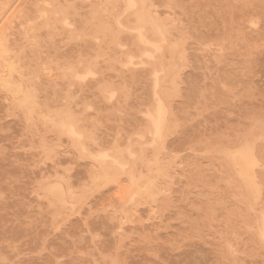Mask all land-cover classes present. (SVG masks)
Masks as SVG:
<instances>
[{
  "label": "rangeland",
  "instance_id": "374dc122",
  "mask_svg": "<svg viewBox=\"0 0 264 264\" xmlns=\"http://www.w3.org/2000/svg\"><path fill=\"white\" fill-rule=\"evenodd\" d=\"M102 1L0 0V264H264V0Z\"/></svg>",
  "mask_w": 264,
  "mask_h": 264
},
{
  "label": "bare ground",
  "instance_id": "6f19581e",
  "mask_svg": "<svg viewBox=\"0 0 264 264\" xmlns=\"http://www.w3.org/2000/svg\"><path fill=\"white\" fill-rule=\"evenodd\" d=\"M101 1H102V0H101ZM107 1H109V0H107ZM119 1H121V0H119ZM143 1H146V0H143ZM105 2H106V0H105ZM105 2H104V3H105ZM128 2H129V3H132V2H130V0H129ZM146 2H147V1H146ZM148 2H150V0H148ZM4 3H5V2H4ZM9 3H10V2H9ZM100 3H103V1L100 2ZM122 3L125 4V2H123V0H122ZM129 3H128V4H129ZM133 3H134V1H133ZM135 3H136V2H135ZM144 3H145V2H144ZM124 4H123L124 7L122 6V8L125 9L126 6H125ZM142 4H143V3H142ZM148 4H149V3H148ZM6 5H7V4H6ZM9 5H10V4H9ZM9 5H8V7H9ZM11 5H12V4H11ZM69 5H71V4H69ZM95 5H96V4H95ZM108 5H109V3H108L107 5L105 4L104 6H108ZM118 5H119V4H118ZM121 5H122V4H121ZM151 5H152V4H151ZM169 5H170V4H168V6H169ZM67 6H68V4H67ZM109 6H110V5H109ZM114 6H115V5H114ZM133 6H134V5H133ZM146 6H147V4H146ZM148 6H149V5H148ZM171 6H172V5H171ZM68 7H69V6H68ZM128 7H129V6H128ZM131 7H132V4H131ZM172 7H173V6H172ZM172 7H171V8H172ZM4 8L7 9L6 7L3 6V7H2V10H4ZM55 8H56V7H55ZM57 8H59V7H57ZM62 8H64V7H62ZM70 8H71V7H70ZM70 8H69V10H71ZM72 8H73V7H72ZM98 8H100V7H98ZM102 8H103V6L101 7V10H103ZM113 8H114V7H112V9H113ZM118 8H119V6H118ZM133 8H135V7H133ZM147 8H149V7H147ZM147 8H146V9H147ZM12 9H13V8H12ZM65 9H66L65 12H67V8H66V7H65ZM105 9H106V8H105ZM127 9H128V8H127ZM131 9H132V8H131ZM136 9H137V7H136ZM143 9H144V11H146V12H147V10H148V9L145 10V8H143ZM152 9H154V7L151 8V10H152ZM0 10H1V9H0ZM57 10H58V9H57ZM97 10H99V9H97ZM97 10H96V11H97ZM110 10H111V9H110ZM151 10H148V11L151 12ZM4 11H5V10H4ZM60 11H61V10H60ZM60 11H59V12H60ZM103 11H104V10H103ZM106 11H109V9L107 8ZM106 11H105L104 13H106ZM120 11H121V10H120ZM153 11H154V10H153ZM0 12H3V11H0ZM59 12H58V13H59ZM113 12H114V11H113ZM113 12H112V10H111L110 15H112ZM122 12H124V10H122ZM133 12H134V11H133ZM136 12H137V11H136ZM150 12H149L150 15H151V13L153 14V12H151V13H150ZM154 12L156 13V10H155ZM48 13H50V11H49ZM48 13H47V14H48ZM90 13H91V12H90ZM92 13L95 14V13H98V12H95V11H94V12H92ZM131 13H132V12H131ZM134 13H135V12H134ZM155 13L153 14V15L155 16L154 18H156V16H157L156 20L159 19V21H160L161 19L158 17L157 14L155 15ZM47 14H46V15H47ZM67 14H68V13H67ZM94 14H93V17H92L93 20H94ZM101 14H102V13H101ZM107 14H109V13L107 12ZM107 14H105V16H106ZM119 14H120V13H119ZM129 14H130V13H129ZM141 14H142V13H141ZM143 14H144V13H143ZM95 15H96V14H95ZM102 15H104V14H102ZM116 15H118V13H117ZM138 15H139V14H138ZM138 15H137V18H138V19L141 18V15H140V17H138ZM41 16H42V15H41ZM48 16H50V15H48ZM96 16H97V15H96ZM96 16H95V17H96ZM99 16H101V15L99 14ZM105 16H104V17H105ZM131 16H133V15L130 14V17H131ZM148 16H149V15H148ZM151 16H152V15H151ZM43 17H44L43 19H45L46 16H43ZM68 17H69V16H68ZM68 17H67V18H68ZM110 17H113V16H109V18H110ZM114 17H121V15H120V16H114ZM127 17H128V15H127ZM127 17H126V18H127ZM134 17L136 18V14H135ZM142 17H143V16H142ZM152 17H153V16H152ZM132 18H133V17H132ZM137 18H136V19H137ZM154 18H153V20H154ZM53 19H55V18H53ZM61 19L63 20V18H61ZM104 19H105V18H104ZM107 19H108V18H107ZM114 19H115V18H114ZM118 19H119V18H118ZM130 19H131V18H130ZM138 19H137V20H138ZM142 19H143V18H142ZM142 19L140 20V22L142 21ZM49 20H50V19H49ZM100 20H101V19H100ZM122 20H123V19H122ZM122 20H121V23H120V22H118V23H119V24H123L124 22H122ZM125 20H128V18L125 19ZM125 20H124V21H125ZM134 20H135V19H134ZM134 20H133V21H134ZM144 20H145V19H144ZM59 21H60V20H59ZM68 21H69V20H68ZM109 21H111V20L109 19ZM133 21H132V22H133ZM164 21H165V20H164ZM164 21H163V22H164ZM49 22H50V21H49ZM87 22H88V21H86L85 23L88 24V25L90 26L91 24H90V23H87ZM92 22H93V21H91V23H92ZM96 22H98V21H96ZM101 22H102V21H101ZM101 22H99V23L103 26L104 24L101 23ZM125 22H126V24H129V23H130V22H128V21H125ZM127 22H128V23H127ZM136 22H137V21H136ZM138 22H139V20H138ZM160 22H162V21H160ZM165 22H167V21H165ZM165 22H164V23H165ZM57 23H58V22H57ZM64 23H65V22H64ZM67 23H68V22H67ZM70 23H71V22H70ZM70 23H69V24H70ZM114 23H115V21H114ZM148 23H149V22H147V24H148ZM167 23H168V22H167ZM93 24H94V23H93ZM95 24H96V23H95ZM95 24H94V25H95ZM100 24H99V28H100V26H101ZM110 24L112 25V22H110ZM110 24H107V25L111 26ZM130 24H131V23H130ZM130 24H129V25H130ZM138 24H139V23H137V25H138ZM142 24H143V26L146 25V24H144V22H142ZM150 24H151V23H150ZM150 24H148V25H150ZM153 24H154V23L152 22L151 25L153 26ZM0 25H1V24H0ZM53 25H55V24H53ZM58 25H59V24H58ZM58 25H57V26H58ZM94 25L92 26L93 29H94ZM131 25H132V28H133V26H135L136 24H135V25L131 24ZM131 25H130V26H131ZM148 25H146V27H148ZM151 25H150V26H151ZM252 25H254V24H252ZM57 26L55 25L54 28H55V27L57 28ZM95 26H96L95 28H97L98 24L95 25ZM104 26L106 27V25H104ZM104 26H103V27H104ZM119 26H120V25H119ZM124 26H125V25H124ZM127 26H128V25H127ZM152 26H151V27H152ZM66 27H67V26H66ZM103 27H102V28H103ZM105 27H104L103 31L101 30V28L99 29L100 33H96V32L94 31V33H96V34H94V35L96 36V35L98 34L97 36H99V34H101L102 32H105ZM113 27H114V26H113ZM113 27H112V28H113ZM115 27H116V26H115ZM128 27H129V26H128ZM128 27H127V28H128ZM136 27L138 28L139 26H135V29H137ZM154 27H155V26H154ZM163 27H165V26L163 25ZM70 28H71V27H70ZM106 28H108V26H107ZM120 28H121V27H120ZM122 28H123V27H122ZM132 28H131V29H132ZM143 28H145V27H143ZM165 28L167 29L168 27H165ZM165 28H164V30H165ZM169 28L171 29V27H169ZM169 28H168V29H169ZM50 29H51V30H50ZM50 29H49V30L52 31V27H51ZM57 29H58V28H57ZM71 29H73V28H71ZM108 29L110 30V33H111V31L113 30V29H110V28H108ZM141 29H142V28H141ZM152 29H153V28H152ZM154 29H155V28H154ZM154 29H153V31H152V30H149V29H147V30H149V31L152 32V33L154 32V33L156 34V32H158V31H154ZM49 30H48V31H49ZM60 30H62V29H60ZM106 30H107V29H106ZM117 30H118V28H117ZM117 30L115 29L116 32H117ZM119 30L121 31V29H119ZM119 30H118V32H119ZM125 30H126V26H125ZM128 30H129V29H128ZM58 31H59V29H58ZM63 31H64V30H63ZM68 31H69V32H68ZM68 31H67L68 34H69V33H70V34L72 33V32H70V30H68ZM101 31H102V32H101ZM122 31H124V30H122ZM140 31H141V30H140ZM143 31L146 32L145 29H144ZM165 31H166V30H165ZM169 31H170V30H169ZM172 31H173V30H172ZM56 32H57V30L55 31V33H56ZM106 32H109V31L107 30ZM106 32H105V33H106ZM124 32H125V31H124ZM127 32H128V31H127ZM127 32H125V33L127 34ZM132 32H134V31H132ZM135 32H136V31H135ZM163 32H164V31H163ZM105 33H104V34H105ZM110 33H109V34H110ZM113 33H114V32H112L111 35H112ZM121 33H122V32H121ZM137 33L139 34V32H137ZM141 33H142V32H141ZM147 33H148V32H147ZM147 33H146V34H147ZM152 33H148V35H149V34H152ZM160 33H161V31H160ZM168 33H171V34H172V32H168ZM168 33H167V34H168ZM70 34H69V35H70ZM115 34H116V33H115ZM117 34L119 35V37H124V38H125V36H123L122 34H121L122 36H120V32L117 33ZM123 34H124V33H123ZM135 34H136V33H135ZM142 34H145V33H142ZM142 34H141V35H142ZM164 34H165V32H164ZM164 34H163V35H164ZM167 34H166V35H167ZM1 35H2V34H1ZM83 35H84V34H82V36H83ZM85 35H86V33H85ZM87 35H88V34H87ZM89 35H90V36H91V35L94 36L93 34H89ZM111 35H109V36H111ZM124 35H125V34H124ZM133 35H134V34H133ZM133 35H131V36H133ZM148 35H147V38H148V37H149V38L152 37V36L150 37V36H148ZM156 35H157V34H156ZM163 35H161V36H163ZM70 36H71V37H72V36L74 37V35H72V34H71ZM90 36H88V37H90ZM92 36H91V37H92ZM101 36H103V34H102ZM113 36L115 37L114 34L112 35V37H113ZM131 36H130V37H131ZM139 36H140V34H139ZM154 36H155V35H153V38H154ZM157 36H158V35H157ZM161 36H160L159 38H161ZM164 36H165V35H164ZM167 36H168V35H167ZM73 37H72V38H73ZM83 37H84V36H83ZM105 37H106V36H105ZM105 37L103 36V39H104V40H105ZM112 37H111V38H112ZM119 37H117V38H119ZM32 38H33V37H32ZM74 38H75V37H74ZM99 38H100V37H99ZM108 38H109V37H108ZM140 38H141V37H140ZM145 38H146V37H145ZM164 38H165V37H163V39H164ZM33 39H34V38H33ZM114 39H115V38H114ZM114 39H113V40H114ZM119 39H120V38H119ZM121 39H122V38H121ZM127 39H128V41H129V40H131L132 38H131V39L127 38ZM136 39H137V38H136ZM155 39H158V38H155ZM100 40H101V38H100ZM132 40H133V39H132ZM140 40H141V39H140ZM143 40H144V39H143ZM146 40H147V39H146ZM91 41H92V40H91ZM102 41H103V40H102ZM106 41H107V39H106ZM111 41H112V40H111ZM116 41H118V40H116ZM116 41H115V42H116ZM119 41L121 42L122 40H119ZM123 41H124V40H123ZM150 41L153 42L154 40L150 39ZM98 42H99V41H98ZM109 42H110V41H109ZM131 42H132V41H131ZM134 42H135V41H133V43H131V44H130V43H128V44H129V45L135 44L134 46H136L137 44L134 43ZM136 42H137V41H136ZM141 42H142V41H141ZM154 42L157 43L158 41L155 40ZM159 42H160V40H159ZM159 42H158V43H159ZM167 42H168V41H167ZM167 42H166V44H167ZM8 43H9V42H8ZM107 43H108V42H107ZM113 43H114V41H113ZM121 43H122V42H121ZM137 43H138V42H137ZM147 43H148V41H147ZM149 43H150V42H149ZM158 43H157V44H158ZM160 43H161V42H160ZM168 43H169V42H168ZM94 44H95V43H94ZM108 44H109V43H108ZM122 44L124 45V43H122ZM142 44H143V42H142ZM166 44H165V45H166ZM169 44H170V43H169ZM172 44H173V43H172ZM172 44H171V45H172ZM177 44H178V43H177ZM0 45H1V44H0ZM103 45H105V44H103ZM123 45H122V46H123ZM125 45H127V44L125 43ZM125 45H124V46H125ZM129 45H128V48L131 47V46H129ZM138 45H139V44H138ZM144 45H145V44H144ZM149 45H150V44H149ZM151 45H152V44H151ZM173 45H174V44H173ZM178 45H179V44H178ZM111 46H112V43H111ZM134 46H132V47H134ZM154 46H155V45H154ZM161 46H162V45H161ZM161 46H160V48H161ZM166 46H167V45H166ZM109 47H110V44H109ZM113 47H114V46H113ZM136 47H137V46H136ZM140 47H142V46H140ZM149 47H150V46H149ZM156 47H158V46H156ZM156 47H154V48H156ZM170 47H171V46H170ZM174 47L176 48V45H175ZM98 48H99V47H97V48H95V49H98ZM105 48H106V45H105ZM105 48L103 47V50H104ZM121 48H122V47H121ZM137 48H138V47H137ZM160 48L158 47V49H160ZM163 48H164V46H163ZM171 48H172V47H171ZM171 48H170V50H171ZM100 49H101V48H100ZM106 49H107V48H106ZM110 49H111V47H110ZM110 49H108V51H109ZM114 49L116 50L115 47H114ZM125 49H126V48H125ZM129 49H130V48H129ZM131 49H132V48H131ZM135 49H136V48H135ZM147 49H148V48H147ZM165 49H166V47H165ZM98 50H99V49H98ZM98 50H95V51H98ZM112 50H113V49H112ZM115 50H114V51H115ZM133 50H134V49H133ZM133 50H132V52H134ZM139 50H140V48H139ZM141 50H142V49H141ZM145 50H146V48H145ZM151 50H152V49H151ZM151 50H150V52H151ZM167 50H169V48H168ZM9 51H10V50H9ZM9 51H8V52H9ZM126 51H128V49H127ZM136 51H137V50H136ZM165 51H166V50H165ZM171 51L173 52V48H172ZM3 52H4V51H3ZM3 52H2V53H3ZM10 52H11V51H10ZM101 52H102V51H101ZM103 52H104V51H103ZM111 52H113V51H111ZM115 52H116V51H115ZM128 52L130 53V50H129ZM128 52H127V54H128ZM141 52H142V51H140V54H141ZM143 52H144V51H143ZM160 52H161V51L159 50L158 53H160ZM162 52H163V51H162ZM162 52H161V53H162ZM167 52H168V51H167ZM167 52H166V54H167ZM0 53H1V52H0ZM119 53H121V52H119ZM134 53H135V52H134ZM147 53H148V51L146 50V55H147ZM5 54H6V52H5ZM103 54H104V53H103ZM111 54H112V53H111ZM114 54H115V53H114ZM114 54H112V55H114ZM117 54H118V51H117ZM122 54H123V52H122ZM127 54L125 53V54L123 55V57L126 56ZM132 54H133V53H130V55H132ZM135 54H137V53H135ZM148 54H150V53H148ZM151 54H152V53H151ZM151 54H150V55H151ZM153 54H154V53H153ZM155 54H157V53H155ZM170 54H171V53H170ZM7 55H8V54H7ZM11 55H13V54H11ZM96 55H97V52H96L95 56H96ZM104 55H105V54H104ZM112 55H111V56H112ZM141 55H142V54H141ZM141 55H139V56H141ZM158 55H159V54H158ZM163 55H164V54H163ZM171 55H172V54H171ZM181 55H183V53H181ZM98 56H99V53H98ZM111 56H110V57H111ZM115 56H116V55H115ZM120 56H121V54H120ZM120 56H119V57H120ZM137 56H138V55H137ZM169 56H170V55H169ZM100 57H102V56H100ZM141 57H142V56H141ZM145 57H146V56H145ZM153 57H154V55H153ZM170 57H171V56H170ZM172 57H173V55H172ZM172 57H171V58H172ZM180 57H181V56H180ZM183 57H184V56H183ZM5 58H6V57H5ZM7 58H8V57H7ZM11 58H12V57H11ZM111 58H114V57H111ZM116 58H118V57L116 56L115 59H116ZM126 58H127V56H126ZM164 58H165V55H164ZM173 58H174V57H173ZM96 59H98V57H97ZM135 59H137V57H135ZM150 59H152L151 56H150ZM156 59H157V57H156ZM166 59H167V58H166ZM166 59H165V60H166ZM20 60H21V59H20ZM127 60H128V59H127ZM131 60H132V63H133L134 60H133V59H131ZM140 60H141V59H140ZM153 60H154V59H153ZM167 60H168V59H167ZM167 60H166V61H167ZM169 60H170V59H169ZM169 60H168V61H169ZM9 61H10V60H9ZM12 61H14V60L12 59ZM112 61H113V60H112ZM119 61H120V60H119ZM119 61H116V62H119ZM125 61H126V59H125ZM142 61H143V59H142ZM142 61H141V62H142ZM150 61H151V60H150ZM171 61H173V59H172ZM5 62H6V61H5ZM7 62H8V61H7ZM14 62H15V61H14ZM96 62H97V60L95 61V63H96ZM137 62H139V61H137ZM141 62H140V63H141ZM143 62H146V60L143 61ZM147 62H148V61H147ZM1 63H2V62H1ZM20 63H21V62H20ZM120 63H121V62H120ZM123 63L125 64L124 61H123ZM130 63H131V62H130ZM135 63H136V62H135ZM165 63H166V62H165ZM167 63H168V62H167ZM11 64H12V63H11ZM96 64H97V63H96ZM138 64H139V63H137V65H138ZM150 64H152V63H150ZM150 64H148V66H149ZM13 65H14V64H13ZM13 65H11V66H13ZM16 65H17V64H16ZM129 65H130V64H128V66H129ZM139 65H140V64H139ZM143 65L145 66V64H143ZM156 65H158V67H159V63H156V62H155V67H156ZM164 65H165V64H164ZM164 65H163V66H164ZM4 66H5V65H4ZM86 66H87V65H86ZM133 66H134V65H133ZM135 66H136V65H135ZM165 66H167V65H165ZM170 66H171V64H170ZM14 67H15V66H14ZM172 67H173V66H172ZM172 67H171V68H172ZM0 68H1V67H0ZM3 68H4V67H3ZM6 68H8V67H6ZM15 68H16V67H15ZM92 68H93V67L91 66V69H92ZM164 68H165V67H164ZM10 69H11V68H10ZM71 69H73V68H71ZM84 69L86 70L85 66H84ZM84 69H83L82 71H84ZM91 69H90L89 72H91V74H92ZM95 69H96V68H95ZM149 69L151 70V68H149ZM156 69H157V67H156ZM160 69H161V68H160ZM167 69H168V68H167ZM4 70H5V68H4ZM4 70H3V71H4ZM6 70H7V69H6ZM6 70H5V71H6ZM11 70H12V69H11ZM13 70H14V68H13ZM67 70H69V69H66L65 72H66ZM73 70H74V69H73ZM73 70H71V71H73ZM75 70H76V69H75ZM87 70H88V69H87ZM92 70H93V69H92ZM150 70H149V71H150ZM157 70H158V69H157ZM168 70H169V69H168ZM168 70H167V71H168ZM1 71H2V69H1ZM94 71H96V70H94ZM152 71H153V70H152ZM158 71H159V70H158ZM160 71H161V70H160ZM160 71H159V73H160ZM17 72H18V71H17ZM63 72H64V71H63ZM63 72H62V73H63ZM76 72H78V71H76ZM84 72H86V71H84ZM10 73H12V72H10ZM15 73H16V72H15ZM21 73H22V72H21ZM71 73H72V72H71ZM71 73H69V74H71ZM79 73H81V74H79V75H84L82 72H79ZM94 73H95V72H94ZM150 73H151V72H150ZM153 73H154V72H153ZM153 73H151V74L153 75ZM169 73H170V71H169ZM12 74H13V73H12ZM23 74H26V73L23 72L21 75H23ZM63 74H64V78H65V74H66V73H63ZM3 75H4V74H3ZM15 75H16V74H15ZM17 75H18V74H17ZM79 75L76 77L77 80L80 79V78H78V77H81V76H79ZM85 75H86V74H85ZM87 75H88V74H87ZM94 75H95V74H94ZM160 75H161V74H160ZM166 75H167V72H166ZM168 75L170 76L171 74H168ZM168 75H167V76H168ZM23 76H25V75H23ZM61 76H62V74H61ZM71 76H73V74H72ZM71 76L69 77V79H71ZM167 76H166V77H167ZM17 77H18V76H17ZM82 77H85V76H82ZM86 77H87V76H86ZM88 77H93V76L90 75V76H88ZM154 77H155V76H154ZM158 77H159V74H158ZM164 77H165V76H164ZM1 78H2V80L5 79V78H3V77H0V79H1ZM11 78H12V77H11ZM18 78L20 79L21 76L18 77ZM66 78H68V77H66ZM161 78H162V77H161ZM161 78H160V80H161ZM174 78H176V76H175ZM25 79H26V78H25ZM82 79H83V78H82ZM86 79H88V78H86ZM155 79H156V78H155ZM155 79H154V81H155ZM164 79H165V78H164ZM167 79H168V78H166V80H167ZM2 80H1V82L3 83ZM17 80H18V79L15 78V81H17ZM162 80H163V78H162ZM166 80H165V81H166ZM9 81H10V80H9ZM15 81H13V82H15ZM69 81H70V80H69ZM71 81H72V80H71ZM157 81H158V80H157ZM163 81H164V80H163ZM170 81H171V80H170ZM172 81L174 82L175 80H172ZM7 82H8V81H7ZM21 82H22V81H21ZM160 82H162V81H160ZM173 82H172V83H173ZM2 83H1V84H2ZM5 83H6V82H5ZM9 83H10V82H9ZM15 83H16V82H15ZM15 83H13V84H15ZM17 83H18V82H17ZM157 83L159 84V82H157ZM31 84H32V82H31ZM31 84H30V85H31ZM165 84H166V83H165ZM173 84H174V83H173ZM6 85H7V84H6ZM10 85H11V83H10ZM16 85H17V84H16ZM18 85H19V84H18ZM24 85H25V83H24ZM163 85H164V82H163ZM26 86H28V85H26ZM7 87H9V85H8ZM31 87H32V85H31ZM155 87H157V86L155 85ZM161 87H163L162 84H161ZM20 88H21V87H20ZM6 89H7V88H6ZM29 89H30V87H29ZM31 89H33V88H31ZM31 89H30V90H31ZM155 89H156V88H155ZM164 89H165V88H164ZM164 89H163V90H164ZM21 90H22V89H21ZM160 90H161V89H160ZM163 90H162V91H163ZM13 91H14V90H13ZM26 91H27V90H26ZM156 91H157V90H156ZM156 91H155V92H156ZM162 91H161V92H162ZM155 92H154V93H155ZM164 92L166 93L167 91L164 90ZM164 92L162 93V97H163L164 94H165ZM14 93H15V92H14ZM16 93H17V92H16ZM34 93H35V92H34ZM156 93H157V92H156ZM6 94H7V93H6ZM11 94H12V93H11ZM25 94H26V93H25ZM168 94H169V93L167 92V95L165 94V96H167V97L170 96V95H168ZM17 95H18V94H17ZM160 95H161V94L157 95V96H158L157 99L160 97ZM8 96H9V95H8ZM167 97H165V98H167ZM24 98H28L27 95H25ZM24 98H23V99H24ZM154 98H155V96H154ZM154 98H153V99H154ZM9 99H10V98H9ZM35 99H36V98H35ZM155 99H156V98H155ZM160 99H161V97H160ZM160 99H158L157 102H159ZM162 99H163V98H162ZM167 99H168V98H167ZM167 99H165V102H166V103H167V101H166ZM11 100H12V99H11ZM30 100H32V99H30ZM163 100H164V99H163ZM25 101H27V100H25ZM153 101H155V100H153ZM10 102H11V101H10ZM23 102H24V101H23ZM34 102H36V101L33 100V103H34ZM38 102H39V100H38ZM160 102H161V101H160ZM11 103H12V102H11ZM16 103H17V102H16ZM24 103H26V102H24ZM31 103H32V102H31ZM31 103H30V104H31ZM33 103H32V106H33ZM154 103H155V104H154ZM154 103H153V106H154V108H155V106H156V102H154ZM163 103H164V102H163ZM26 104H27V103H26ZM36 104H37V103H36ZM34 105H35V104H34ZM37 105H39V104H37ZM37 105H35V106H37ZM157 105H158V107L160 106L158 103H157ZM163 105H164V104H163ZM163 105H162V106H163ZM22 106H23V105H22ZM40 107L42 108V106H40ZM168 107H169V106H168ZM37 108H38V107H37ZM15 109H16V108H15ZM21 109H22V108H21ZM156 109H157V108H156ZM165 109H166V107H165ZM33 110H34V109H33ZM152 110H153V109H152ZM158 110H159V109H158ZM163 111H164V110H163ZM151 113H152V114H151ZM153 113H154L153 111L150 112L151 115H153ZM166 113H167V112H166ZM47 114H49V113H47ZM68 114H69V112H68V113H65V114H62V115L64 116V115H68ZM155 114H156V113H155ZM163 114H164V113H163ZM59 115H61V114H59ZM59 115H57L58 118L61 117V116H59ZM151 115H148V116H151ZM156 115H157V114H156ZM164 115H166V114H164ZM170 115H171V114H170ZM172 115H173V114H172ZM28 116H30V114H29ZM32 116H33V118H34V115H32ZM45 116H46V115H45ZM49 116H50V115H48V117H49ZM68 116H70V118L68 119L69 121H66L65 118L68 117ZM68 116H66L65 118L63 117V118L65 119V125H66V122H67V124H69V122H70L73 118H75L74 116H71V114H69ZM35 117H38V116H35ZM39 117H40V116H39ZM42 117H43V116H42ZM50 117L52 118L53 116H50ZM50 117H49V118H50ZM157 117H158V116H157ZM161 117H162V118H160V119H163V115H162ZM170 117H171V116H170ZM26 118H27V117H26ZM33 118H31V119H33ZM45 118H46V117H45ZM147 118H148V117H147ZM166 118H167V117H166ZM166 118H165V119H166ZM40 119L43 121L42 118H40ZM53 119H54V118H53ZM153 119H154V121H155V118H153ZM27 120H28V118H27ZM38 120H39V119H38ZM61 120L63 121L62 118L60 119V121H61ZM74 120H76V122L78 123V119L75 118V119H73V121H74ZM150 120H151V117H150ZM166 120H167V119H166ZM166 120H165V121H166ZM48 121H49V120H48ZM73 121H71V122H73ZM46 122H47V121H46ZM46 122H45V123H46ZM54 122H55V121H54ZM54 122H53V123H54ZM71 122H70V123H71ZM76 122L74 121L73 123L75 124ZM152 122H153V121H152ZM162 122H163V120H162ZM162 122H161V123H162ZM41 123H42V122H41ZM45 123H43V124H44V127H45ZM63 123H64V122H63ZM73 123H72V124H73ZM77 123H76V124H77ZM79 123H80V121H79ZM79 123H78V124H79ZM147 123L150 124V123L148 122V120H147ZM161 123H160V125H161ZM169 123H170V122H169ZM173 123H174V122H173ZM173 123H171V125H173ZM48 124H49V123H48ZM152 124H154V122H153ZM155 124H157V122H155ZM164 124H165V123L163 122L162 125H164ZM174 124H175V123H174ZM51 125H52V123H51ZM69 125H70V124H69ZM171 125H169V126H171ZM46 126H47V125H46ZM54 126H56V125H53V127H54ZM66 126H67V125H66ZM66 126H65V127H66ZM71 126H72V125H71ZM73 126H75V125H73ZM76 126H78V125H76ZM79 126H80V125H79ZM79 126H78V128H80ZM152 126H153V125H152ZM174 126H175V125H173V127H174ZM65 127H64V128H65ZM67 127H68V126H67ZM67 127H66V128H67ZM148 127H149V125H148ZM155 127H156V125H155ZM160 127H161V126H160ZM175 127H176V126H175ZM258 127H259V126H258ZM258 127H256V129H258ZM261 127H262V126H261ZM57 128H58V127H57ZM62 128H63V127H62ZM64 128H63L62 132L65 130ZM73 128H74V127H73ZM76 128H77V127H76ZM78 128H77V129H78ZM151 128H153V127H150V130H151ZM262 128H264V127H262ZM262 128H261V129H262ZM46 129H47V128H46ZM49 129H50V128H49ZM52 129H53V128H52ZM54 129H55V127H54ZM58 129H61V128H58ZM77 129H76L75 133L79 132V133H77V134L80 135V132H81V131H80V130L77 131ZM67 130H68V129H67ZM70 130H71V127H70ZM73 130H74V129H73ZM73 130H72V131H73ZM81 130H82V128H81ZM150 130H149V131H150ZM153 130H154V129H153ZM159 130H160V129H158V131H159ZM254 130H255V127L253 128V131H254ZM259 130H260V129H259ZM262 130H263V129H262ZM72 131H71V132H72ZM83 131H84V130H83ZM154 131H155V130H154ZM154 131H153V132H154ZM69 132H70V131H69ZM151 132H152V131H151ZM151 132H150V133H151ZM155 132H156V131H155ZM159 132H161V131H159ZM247 132H248V131H247ZM247 132H246V134H248ZM249 132H250V131H249ZM255 132H256V134L259 133V131H255ZM262 132H263V131H262ZM65 133H66V131H65ZM82 133H83V132H82ZM161 133H162V132H161ZM253 133H254V132H253ZM66 134H69L68 131H67ZM84 134H85V132H84ZM153 134H154V133H153ZM155 134H156V133H155ZM155 134H154V136H155ZM162 134H163V133H162ZM260 134H261V133H260ZM79 135H78V136H79ZM248 135H249V134H248ZM248 135H247V136H248ZM252 135H253V134H252ZM70 136H71V134H70ZM74 136H75V135H74ZM82 136H83V135H82ZM85 136H87V138L89 139V137H92L93 135H92V136L90 135L89 137H88V135H85ZM243 136H245V134H244ZM247 136H245V138H246ZM76 137H77V136H76ZM157 137H159V136H157ZM157 137H156V138H157ZM257 137H259V135H258ZM70 138H71V137H70ZM72 138H73V136H72ZM92 138H93V140H96V138H94V137H92ZM92 138H91V139H92ZM240 138L242 139L243 137L241 136ZM240 138H239V139H240ZM79 139H80V138H79ZM82 139H84V138L82 137ZM141 139H142V138H141ZM160 139H161V136H160ZM255 139H258V138H255ZM71 140H72V139H71ZM75 140H76V139H75ZM80 140H81V139H80ZM127 140H128V139H127ZM244 140H245V139H244ZM260 140H261V139H260ZM78 141H79V140H78ZM160 141H161V140H160ZM71 142H73V141H71ZM93 142H94V141H93ZM239 142H240V141H239ZM73 143H74V142H73ZM80 143H81V142H80ZM85 143H86V142H85ZM152 143H153V142H152ZM154 143H155V142H154ZM76 144H77V142H76ZM82 144H84V142H82V143L80 144V147H82V146H81ZM72 145H73V146H77V145H75V144H72ZM154 145H155V144H154ZM262 145H263V144H262ZM136 146H137V145H136ZM84 147H85V145H84ZM238 147H239V146H238ZM258 147H259V146H258ZM77 148H78V146H77ZM128 148H129V146H128ZM85 150H86V149H85ZM258 150H259V149H258ZM261 150L264 151L263 149H261ZM238 151H239V150H238ZM243 151H244V150H242V152H243ZM84 152H85V151H84ZM109 152H110V151H109ZM226 152H227V151H226ZM232 152L234 153V151H232ZM232 152H231V153H232ZM235 152H236V151H235ZM240 152H241V151H240ZM242 152H241V153H242ZM80 153H81V152H80ZM106 153H107V152H106ZM106 153H105L104 155H106ZM110 153H111V152H110ZM119 153H120V152H119ZM132 153H133V152H132ZM224 153H225V152H224ZM233 153H232V154H233ZM246 153H247V152H246ZM254 153H255V152H254ZM262 153H263V152H262ZM107 154H109V153H107ZM122 154H123V153H122ZM134 154H136V153H134ZM228 154H229V153H228ZM243 154H245V152H244ZM263 154H264V153H263ZM263 154H262V157L264 156ZM82 155H83V154H82ZM84 155H85V154H84ZM99 155L101 156V152H100ZM99 155H98V157H100ZM111 155H112V154H111ZM111 155H110V156H111ZM123 155H124V154H123ZM123 155H122V156H123ZM138 155H139V154H138ZM138 155H137V156H138ZM224 155H226V154H224ZM233 155H235V153H234ZM252 155H253V154H252ZM252 155H248V156L251 157ZM257 155L259 156L258 153H257ZM86 156H87V155H86ZM116 156H118V155H115V158H116ZM133 156H134V155L132 154V157H133ZM220 156H221V155H220ZM220 156H219V157H220ZM226 156H227V155H226ZM246 156H247V154L244 155V157H246ZM254 156H255V155H254ZM260 156H261V152H260ZM90 157H91V156H90ZM92 157H93V156H92ZM101 157H102V156H101ZM103 157H104V156H103ZM105 157H106V159H107L108 156L106 155ZM111 157H113V156H111ZM111 157H110V158H111ZM124 157H125V156H124ZM124 157H123V159H124ZM134 157H135V156H134ZM224 157H225V156H224ZM231 157H232V156H231ZM237 157H238V156H237ZM239 157H241V156H239ZM239 157H238V159H239ZM96 158H97V157H96ZM120 158H121V157H120ZM232 158H233V157H232ZM232 158H230V159H232ZM259 158H260V157H259ZM93 159H95V156H94ZM117 159H118V158H117ZM123 159H122V161H123ZM230 159H229V160H230ZM262 159H263V158H262ZM103 160H104V159H103ZM107 160H108V159H107ZM107 160H106V161H107ZM110 160H111V159H110ZM115 160H116V159H115ZM119 160H120V159H119ZM136 160H137V159H136ZM138 160H139V159H138ZM260 160H261V159H260ZM97 161H98V158H97ZM101 161H102V159H101ZM232 161H233V160H232ZM257 161H258V160H257ZM98 162H99V161H98ZM98 162H96V164H98ZM116 162H118V161H116ZM123 162L125 163L126 161L124 160ZM242 162H243V161H242ZM108 163H109V162H108ZM112 163H113V162H112ZM112 163H110V165H111ZM118 163H119V162H118ZM118 163H117V164H118ZM121 163H122V162H121ZM233 163H234V161H233ZM117 164L115 163V165H117ZM125 164H126V163H125ZM101 165H102V164H101ZM108 165H109V164H108ZM110 165H109V166H110ZM151 165H152V164H151ZM229 165H230V164H229ZM235 165H236V164H235ZM235 165H234V166H235ZM243 165H244V163H243ZM118 166H120V165L118 164ZM125 166H127V168H128V165H125ZM223 166H225V165L223 164ZM238 166H239V165H238ZM114 167H115V166H114ZM123 167H124V166H123ZM235 167H236V166H235ZM244 167H245V166H244ZM99 168H100V167H99ZM108 168H109V167H108ZM111 168H112V167H111ZM120 168H121V167H120ZM130 168H131V167H130ZM224 168H225V167H224ZM118 169H119V168H118ZM121 169H123V168H121ZM148 169H149V168H148ZM225 169H226V168H225ZM229 169H230V168H229ZM235 169H236V168H235ZM240 169H241V168H240ZM246 169H247V168H246ZM257 169H258V168H257ZM100 170H101V169H100ZM125 170H126V168H125ZM131 170H132V169H131ZM226 170L229 171L228 169H226ZM108 171H109V170H108ZM123 171H124V170H123ZM101 172H102V171H101ZM128 172H129V171H128ZM230 172H231V171H230ZM241 172H242V171H241ZM246 172H248V171L246 170ZM256 172H257V171H256ZM98 173H99V171L97 172V174H98ZM103 173H104V172H103ZM103 173H102V174H103ZM250 173H252V172H250ZM227 174H228V173H227ZM237 174H238V173H237ZM242 174H243V173H242ZM255 174H256V173H255ZM257 174H259V173H257ZM261 174H263V173H261ZM133 175H134V174H133ZM133 175H132V176H133ZM238 175H239V174H238ZM243 175H245V174H243ZM104 176H105V174H104ZM107 176H108V174H107ZM113 176H114V175H113ZM162 176H164V175H162ZM231 176H232V175H231ZM252 176H253V175H252ZM95 177H96V180L99 179V178H98V177H99L98 175L95 176ZM95 177H94V178H95ZM133 177H134V176H133ZM242 177H243V176H242ZM231 178H232V177H231ZM229 179H230V178H229ZM104 180L107 181V180H108L107 177H106V179H104ZM114 180H115V178H114ZM130 180H131V179H130ZM134 180H135V179H134ZM231 180H233V183L235 182L233 178H232ZM231 180H230V181H231ZM245 180H246V179H245ZM253 180H254V179H253ZM112 181H113V180H112ZM242 181H243V180H242ZM131 182H133V180H132ZM243 182H244V181H243ZM233 183L231 182V184H233ZM240 183H241V182H240ZM256 183H257V181H256ZM132 184H135V185H136V183H132ZM139 184H140V183H138V185H139ZM236 184H239V183H236ZM251 184H252V183H251ZM152 185H153V184H152ZM233 185H235V184H233ZM132 186H134V185H132ZM132 186H131V187H132ZM246 186L249 187V186H251V185H247V184H246ZM254 186H255V185H254ZM134 187H135V186H134ZM137 187L139 188L140 186H137ZM144 187H145V186H144ZM148 187H149V186H148ZM152 187H153V186H152ZM154 187L156 188V186H154ZM67 188H69V187H67ZM146 188H147V187H146ZM149 188H150V187H149ZM250 188H251V190H252V187H250ZM54 189H55V188H54ZM54 189H53V191H54ZM142 189L144 190V188H141V190H142ZM151 189H152V188H151ZM247 189H248V188H247ZM257 189L259 190V188H256L255 191H257ZM62 190H63V187H62ZM138 190H140V188H139ZM141 190H140V191H141ZM143 190H142V191H143ZM148 190H150V189H148ZM156 190H157V189H156ZM234 190L236 191V187L234 188ZM239 190H240V189H239ZM67 191H68V190H67ZM151 191H152V190H151ZM68 192H70V193L72 194V192H71L70 190H69ZM68 192H67V193H68ZM138 192H139V191H138ZM53 193H54V192H53ZM70 193H69V194H70ZM146 193H147V192H146ZM146 193L143 192V193H141V194H143V196H144V194H146ZM150 193L152 194V192H150ZM256 193H257V192H256ZM69 194H67L68 197H69ZM73 194H74V193H73ZM137 194H140V192L137 193ZM147 194L150 195V196H152V195L149 194V193H147ZM240 194H241V193H239V195H240ZM237 195H238V194H237ZM239 195H238V197H239ZM256 195H257V194H254V196H256ZM63 196H64V195H63ZM135 196H136V195H135ZM141 196H142V195H141ZM143 196L141 197L142 199L140 198L141 200H143V198H144ZM153 196H154V195H153ZM257 196H258V195H257ZM71 198H72L73 201H75V199H73V196H72ZM71 198H70L69 200H71ZM153 198H154V197H153ZM240 198H241V196L238 198V200H239ZM242 198H243V197H242ZM77 199H79V198H77ZM138 199H139V198H138ZM138 199H137V201H138ZM145 199H146V198H145ZM151 199H152V198H151ZM132 200H133V199H132ZM245 200H246V199H245ZM256 200H258V199H256ZM75 202H76V201H75ZM139 202H140V200H139ZM142 202H143V201H142ZM255 202H258V201H255ZM77 203H79V202L77 201ZM242 203H243V202H242ZM52 204H53V203H52ZM66 204H67V202H66ZM139 204H140V203H139ZM243 204H244V203H243ZM72 205H73V204H72ZM137 205H138V204H137ZM65 206H66V205H65ZM247 206H248V205H247ZM250 206H251V205H250ZM247 210H248V207H247ZM249 211H251V210L249 209L248 212H249ZM256 211H257V210H256ZM259 211H261V210H259ZM254 213H255V212H254ZM247 214H248V213H247ZM249 214H250V213H249ZM249 214H248V215H249ZM126 215H127V213H126ZM249 216H250V215H249ZM124 217H125V216H124ZM126 217H127V216H126ZM259 218H260V217H259ZM263 218H264V217H263ZM59 219H60V218H59ZM127 219H128V218H127ZM124 220H125V219H124ZM125 221H126V220H125ZM257 222H258V221H257ZM257 226H258V224H257ZM256 228H257V227H256ZM258 232H260V231H258ZM262 233H263V232H262ZM256 235H257V234H256ZM262 237H263V236H262ZM263 239H264V238H263ZM88 250H89V249H88ZM94 259H95V258H94Z\"/></svg>",
  "mask_w": 264,
  "mask_h": 264
}]
</instances>
